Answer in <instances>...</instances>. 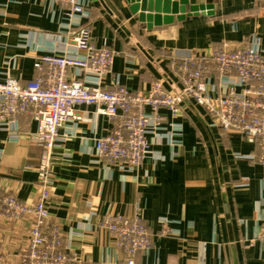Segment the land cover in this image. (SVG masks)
<instances>
[{
	"label": "crops",
	"instance_id": "0c3cea01",
	"mask_svg": "<svg viewBox=\"0 0 264 264\" xmlns=\"http://www.w3.org/2000/svg\"><path fill=\"white\" fill-rule=\"evenodd\" d=\"M88 1L93 44L117 51L114 77L107 82L115 78L130 90L154 80L177 90L178 78L170 69L174 56L209 52L225 41L264 50V0H213L211 14L174 19L150 30L139 25L125 0ZM58 29L56 6L0 0V77L9 72L21 83L32 78L36 54L65 47ZM10 57L16 60L7 68ZM94 110L79 107L73 135L54 151L49 221L65 245L86 264H121L124 253L102 220L107 214L138 211L152 235L149 249L137 255L139 263L264 264V242L257 239L264 222V168L252 157L255 144L216 128L203 107L185 100L176 117L162 111L176 127L173 140L150 137L142 166L129 172L97 159L95 139L107 133L111 122ZM20 127L34 131L36 124L22 117ZM67 130H72L69 123L60 133ZM0 153V192L13 190L19 200L33 203L41 148L8 140L0 131ZM31 224L26 216L0 217V264H20L18 254Z\"/></svg>",
	"mask_w": 264,
	"mask_h": 264
},
{
	"label": "built area",
	"instance_id": "2783aa9c",
	"mask_svg": "<svg viewBox=\"0 0 264 264\" xmlns=\"http://www.w3.org/2000/svg\"><path fill=\"white\" fill-rule=\"evenodd\" d=\"M35 1L57 7V34L60 39L64 37L65 47L36 54L34 75L24 83L9 72L0 77V131L8 140L32 142L41 148L35 201H21L13 190L0 192V217L32 219L28 241L18 254L20 264H86L64 244L59 228L49 221L48 210L54 151L60 141L73 135L81 106H94V114L110 120L107 133L95 139L94 151L98 160L122 170L133 172L142 166L150 152V137L158 142L173 140L176 127L166 121L162 111L176 117L185 100L203 107L216 128L255 144L257 153L252 157L264 168L263 49L225 41L209 52L174 56L170 69L178 78L177 90H168L158 80L130 90L115 78L107 82L113 76L117 51L93 44L88 0ZM12 59L16 60L10 57L6 61L7 68ZM22 117L35 122L36 129L21 130ZM66 123L72 130L61 134L60 128ZM247 181L248 177L241 180L243 184ZM159 221L168 222L166 218ZM102 223L124 253L121 264H146L136 258L149 249L152 235L138 211L130 216L107 214ZM257 239L264 242V222Z\"/></svg>",
	"mask_w": 264,
	"mask_h": 264
},
{
	"label": "water",
	"instance_id": "95a60500",
	"mask_svg": "<svg viewBox=\"0 0 264 264\" xmlns=\"http://www.w3.org/2000/svg\"><path fill=\"white\" fill-rule=\"evenodd\" d=\"M128 10L140 26L147 30L153 26L167 24L174 19L180 21L189 16L211 14L213 0L201 4H190L189 0H125ZM138 47L142 50L141 46ZM144 52V50H142Z\"/></svg>",
	"mask_w": 264,
	"mask_h": 264
}]
</instances>
